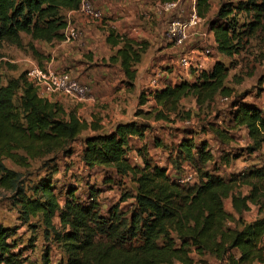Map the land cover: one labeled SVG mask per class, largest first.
<instances>
[{
	"label": "trees",
	"instance_id": "trees-1",
	"mask_svg": "<svg viewBox=\"0 0 264 264\" xmlns=\"http://www.w3.org/2000/svg\"><path fill=\"white\" fill-rule=\"evenodd\" d=\"M80 2L0 0V51L3 44L23 49L20 37L24 35L33 59L42 60L33 42L63 41L67 25L64 14L77 10ZM194 9L204 19L209 0H195ZM234 12L253 14L254 22L248 26L251 35L264 20V0L219 7L209 31L215 52L226 59L239 53L240 34H236L231 16ZM106 44L119 47L110 60L119 62L126 84L132 88L134 68L140 63L145 45L113 31L108 32ZM228 72L217 61L208 71L191 74L193 82L180 81L150 92L154 109L146 114L137 111L135 117L165 121L170 115H179L183 100L193 99L200 109L208 107L216 97L231 99L232 127L246 131L250 141L247 152H258L264 146V117L254 106L232 98L233 90L226 85ZM143 96L139 97V106L145 104ZM184 116L188 118L189 114ZM207 129L218 143L230 142L229 129L215 124H208ZM147 130L140 122H129L104 132L96 124L65 113L59 103L39 98L27 81L26 72H21L17 78L0 84V191L10 195L22 221L40 217L43 239H49L63 252L58 264H194L195 259L205 255L220 264H264V251L260 248L264 217L250 224L241 218L248 211V204L256 206L259 213L264 211V166L247 169L226 182L203 171L213 159L206 144L185 138L175 148V161L188 164L197 178L196 183L185 185L177 173L168 174L165 168L150 164L145 153L138 152L141 166H133L125 158L130 140L143 139ZM85 132L89 133L82 139L81 164L90 169H111L116 176L129 180L132 194L122 198V202L132 201L129 213L112 207L104 216L99 212L95 194H89L83 202L74 191L66 192L60 206L50 179H39L27 188L22 174L4 165L8 161L18 169L28 170L34 162H43L42 167L56 164L74 153V144ZM240 187H249V194L244 197L235 192ZM227 199L237 219L225 213L223 202ZM54 218L57 226L52 222ZM231 224L233 228L229 227ZM9 239L8 229L0 226V264H19L22 252L16 251ZM41 262L51 264L47 248Z\"/></svg>",
	"mask_w": 264,
	"mask_h": 264
},
{
	"label": "rangeland",
	"instance_id": "rangeland-1",
	"mask_svg": "<svg viewBox=\"0 0 264 264\" xmlns=\"http://www.w3.org/2000/svg\"><path fill=\"white\" fill-rule=\"evenodd\" d=\"M244 1L209 0L208 14L202 19L203 22L201 24H197L188 31L186 39L181 45L174 47L167 40L174 48L170 49L169 53L167 52L168 58L165 64L156 65L153 70L155 72L152 74L148 72L151 89L142 88L139 97L141 94H144L143 98L148 97L147 93L149 94L150 90L151 92L160 90L167 85H172L173 82H193L194 76L192 75L194 73L182 71L177 65V60L182 56H187L191 50H197L201 53L208 51L207 59L201 62L200 72L203 70L208 71L213 63L217 61L222 62L229 71L226 85L233 90L232 98H237L242 103L254 106L264 117V20L260 27L249 35L248 26L254 22L253 14L232 13L235 32L240 34V38L239 53L231 59L221 57L215 52L214 40L209 36L210 23L215 21L219 7L226 3L234 5ZM178 2H180V5L178 7L176 5L175 10L170 13L169 23L172 21H184L192 12L193 0H178ZM162 13L167 14L168 12L162 11ZM231 16L230 19L232 18ZM167 25L163 30L164 32ZM20 38L23 46L21 50L7 44L2 45L0 51L2 55V60L0 59V84L2 85L11 79L17 78L21 70L26 71L30 63H33V57L26 48L29 43L27 37L21 35ZM168 47L171 46L168 45ZM37 50H40V48H37ZM7 61L13 63H8ZM166 72L168 73L166 74ZM156 80L157 86H153L152 81ZM163 85L165 86L161 88L160 86ZM61 99L69 104L77 101L65 96H59L57 100ZM230 103L231 99L216 97L208 107L199 109L196 107L194 100L189 98L181 102L179 115H170L168 120L155 122L151 118L139 117L138 122L146 125L148 130L144 134L143 139L131 141L130 150L126 153L128 161L133 166H141L142 161L138 152L142 155L145 153V159L150 164L165 168L168 174L174 175L177 173L178 178L185 185L194 184L197 181L196 175L189 169H184L186 163L179 164L178 161H175V148L185 138H192L196 143L201 142L204 139L203 132L208 131V124H215L225 129L227 127L228 129L231 128L229 125V120L232 116ZM79 104L77 102V105ZM71 106L73 105L71 104ZM149 108V104L144 107L146 110H149ZM139 112L148 113L143 110ZM184 114H189V117H185ZM218 123L219 125H217ZM232 130H235V128ZM86 135L88 134L83 133L74 144V153L70 157L62 159L56 164L48 163L45 167H42L43 162H34L28 170L18 169L8 161H4V165L8 169L22 174L24 186L27 188L35 185L39 179H50L52 182L51 190L60 206H62L66 192L74 191L75 196L83 202L86 201L89 194H95L99 212L104 216L112 207H118L119 210L129 213L132 201L126 199V201L122 202V198L130 196L133 191V185L129 180L116 176L111 169H90L81 164L79 152L82 139ZM230 135H233L234 141L221 144V146L214 144L210 139L206 140L210 151L218 162L221 176L226 179L231 176L230 174H235L246 167L252 165L264 166V147L262 148L263 151L261 150L254 154L249 153L246 148L250 145V142L242 129L231 132ZM208 167L210 168L211 165H206L203 171L205 172ZM54 168L55 172L53 171ZM27 195L30 196V193L27 192ZM52 222L56 226L58 225L56 218ZM0 226L8 229L10 244L16 247V251L22 252L21 261H18L19 264H42L41 256L46 248L49 250L51 264H58L61 258L64 257L62 255L63 252L57 245L49 239H43V227L40 217L36 216L27 222L22 221L18 215V209L10 201V195L3 191H0ZM195 262V264H208L207 262L199 261V259H195ZM213 264L216 263L213 262ZM217 264L220 263L218 262Z\"/></svg>",
	"mask_w": 264,
	"mask_h": 264
},
{
	"label": "crops",
	"instance_id": "crops-1",
	"mask_svg": "<svg viewBox=\"0 0 264 264\" xmlns=\"http://www.w3.org/2000/svg\"><path fill=\"white\" fill-rule=\"evenodd\" d=\"M87 1L95 9L100 11L102 14L101 20L96 23H88L75 14L70 15L69 13H65L64 17L66 23L70 22L74 26L80 28L83 33L82 38L72 43H64L63 41L50 44L33 42L32 45L35 51L42 56V60L36 61L35 59H32L33 63H30V66L36 65L40 69L68 73L82 86L86 87L88 89L86 98L76 101L75 103L71 102L69 104L65 100H57L59 95H52L47 100L59 103L65 113H73L80 120L87 124H96L105 132L111 131L117 124L138 122V118L135 117L137 111L143 110L150 112L154 109V102L148 93V97L144 98L146 100L145 104L142 106L138 105L140 92L142 88L151 89L149 85L150 75L148 76V72L149 74H152L155 72L153 70L156 65L165 64L168 58L167 55L170 52L169 50L175 47H173L165 38L163 30L170 22L171 15L170 13H162L163 10L160 8V3L163 1H172L175 2L178 7L180 2H178V0ZM194 4L195 0H193V5ZM109 31H113L118 36H125L129 40L143 43L145 45V51L141 56L140 63L134 68L136 76L132 88L127 86L120 70L119 62L116 60H110V58L114 57L115 52L119 47H110L106 44V37ZM209 36L213 39L211 32L209 33ZM168 45L171 47H168ZM37 48H40V50H37ZM7 62L13 63L11 61ZM21 72L25 71L21 70ZM21 72H19V74ZM167 73L168 72H166V74ZM175 83L176 82H173L171 86L175 85ZM164 86L165 85L160 87L162 88ZM77 102L80 104L77 105ZM71 104L73 106H71ZM146 104L150 105L149 110L144 109ZM217 125H219V123ZM229 125L231 128H229L228 136L231 138L230 142H232L234 141V138L230 133L240 130L241 128H235V130H232L231 117ZM221 129L226 130L228 127L226 129ZM242 130L247 137L246 131L244 129ZM85 133L88 134L89 132ZM203 137L204 139L201 142L206 144L207 150L212 158L215 159L206 140L210 139L218 146H221V144L218 143L208 131L203 132ZM132 140L129 142V150ZM263 147L264 146H262V148ZM262 148L259 151H263ZM125 158H127L126 155ZM208 165H211V167H208L206 171L226 182L231 176L238 175L247 169L260 168V166L252 165L236 172L235 174H230L231 176L225 179L219 174L218 162L216 159L212 160ZM184 169H189L194 174V171L188 164H185ZM249 191V187H240L235 192L245 197L249 194ZM223 208L225 213L237 219V216L231 208L230 199L223 202ZM253 210H255V212H253ZM263 217L264 211L259 213L257 207L250 204H248V211L241 216L242 221L245 224H250ZM229 227L233 228L234 225L231 224ZM232 254L237 256L236 251H233ZM192 257L197 258L194 254H192ZM199 260L204 263L207 262L208 264H213V262L216 264L218 263L217 260L207 255L199 258Z\"/></svg>",
	"mask_w": 264,
	"mask_h": 264
},
{
	"label": "built area",
	"instance_id": "built-area-1",
	"mask_svg": "<svg viewBox=\"0 0 264 264\" xmlns=\"http://www.w3.org/2000/svg\"><path fill=\"white\" fill-rule=\"evenodd\" d=\"M160 8L164 12L171 13L175 10L176 4L172 1H163L160 3ZM68 13L70 15L75 14L80 19L88 23L99 22L102 18L100 11L95 9L87 0H81L78 9ZM202 22V19L196 15L193 5L192 12L189 14L187 19L184 21H172L169 23L164 35L173 46L178 47L184 42L188 31ZM82 36L83 33L80 28L74 26L70 22H67L63 31L64 43L76 42L80 40ZM189 53L187 56L180 57L177 60V65L185 73L193 71L194 74H197L201 70V62L207 59L209 52L205 51L201 53L197 50H191ZM25 72L27 81L36 90L37 95L41 99L47 100L52 95H59L80 101L88 94V89L79 84L68 73L56 72L49 69H40L36 65L30 66ZM156 84L157 80L152 81L153 86H157ZM181 183L183 182L181 181ZM260 248L264 251V237L260 244Z\"/></svg>",
	"mask_w": 264,
	"mask_h": 264
}]
</instances>
